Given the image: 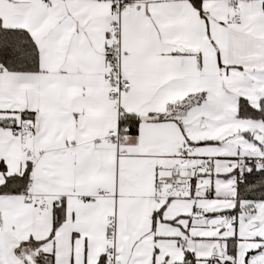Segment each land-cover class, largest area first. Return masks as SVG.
I'll return each mask as SVG.
<instances>
[{"label":"snow or ice","instance_id":"obj_1","mask_svg":"<svg viewBox=\"0 0 264 264\" xmlns=\"http://www.w3.org/2000/svg\"><path fill=\"white\" fill-rule=\"evenodd\" d=\"M0 264H264V0H0Z\"/></svg>","mask_w":264,"mask_h":264}]
</instances>
